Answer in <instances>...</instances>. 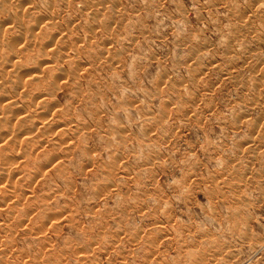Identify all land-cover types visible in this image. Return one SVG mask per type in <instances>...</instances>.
Wrapping results in <instances>:
<instances>
[{
    "label": "rangeland",
    "instance_id": "1",
    "mask_svg": "<svg viewBox=\"0 0 264 264\" xmlns=\"http://www.w3.org/2000/svg\"><path fill=\"white\" fill-rule=\"evenodd\" d=\"M17 1L0 264H264V0Z\"/></svg>",
    "mask_w": 264,
    "mask_h": 264
},
{
    "label": "bare ground",
    "instance_id": "2",
    "mask_svg": "<svg viewBox=\"0 0 264 264\" xmlns=\"http://www.w3.org/2000/svg\"><path fill=\"white\" fill-rule=\"evenodd\" d=\"M1 1H3V0H1ZM50 1H51V0H50ZM60 1H61V0H60ZM62 1H63V0H62ZM13 2H14V0H6V1L4 0L3 5H4V3H5V6H4V7H1V6H0V7H1V8H0V13H1V14H2V12L5 13V11H6L7 9H9V8H12V13H13L14 10L16 11V9H18V7H22V5H21L20 3H18L17 0H15V2H17V4H14ZM20 2H21V1H20ZM41 2H42V1H41ZM43 2H44V1H43ZM45 2H47V0H45ZM52 2H53V1H52ZM54 2H55V1H54ZM67 2H68V1H67ZM263 2H264V1H263ZM0 3H1V2H0ZM22 3H24V2H22ZM27 3H28V2H27ZM47 3H49V2H47ZM64 3H65V0H64ZM28 4H29V3H28ZM28 4H25V6L28 5ZM51 4H52V3H51ZM62 4H63V3H62ZM29 5H30V4H29ZM43 5H46V4L43 3ZM48 5H49V4H48ZM64 5H65V4H64ZM64 5H63V7H64ZM40 6H41V5H40ZM50 6H51V5H50ZM46 7H47V6H46ZM261 7H262V6H261ZM24 8H25V7H24ZM26 8L28 9V6H26ZM26 8H25V9H26ZM30 8H32V5L30 6ZM30 8H29V9H30ZM47 8H48V7H47ZM254 8H256V7H254ZM1 9H2V10H1ZM19 9H20V8H19ZM25 9H22V11H28V10H25ZM37 10H38V9H37ZM46 10H47V9H46ZM9 11H10V9H9ZM17 11H18V10H17ZM19 11H21V10H19ZM19 11H18V12H19ZM34 11H35V10H34ZM49 11H50V10H49ZM52 11H53V10H52ZM263 11H264V10H263ZM39 12H40V10H39ZM42 12H43V11H42ZM258 12H259V11H258ZM6 13H8V11H6ZM12 13H11V14H12ZM21 13H22V12H19V14H21ZM25 13H26V12H25ZM15 14H16V13H15ZM19 14H16V15H19ZM34 14H35V12H33V15H34ZM48 14H49V13H48ZM245 14H246V13H245ZM2 15H5V14H2ZM2 15H1V16H2ZM29 15H30V14H29ZM35 15H37V14H35ZM40 15H41V14H40ZM239 15H240V14H239ZM260 15H261V14H260ZM5 16H7V15H5ZM9 16H10V15H9ZM13 16H14V15H13ZM22 16H24V15H22ZM22 16L20 15L19 17L22 18ZM52 16H53V15H52ZM258 16H259V15H258ZM261 16H262V15H261ZM19 17H18V18H19ZM30 17H31V16H30ZM38 17H39V16H38ZM50 17H51V15H50ZM53 17H54V16H53ZM263 17H264V16H263ZM1 18H3V16H2ZM6 18H7V17H6ZM6 18H5V19H6ZM8 18H10V17H8ZM24 18L26 19V17H24ZM41 18H42V17H41ZM41 18H40V19H41ZM247 18H248V17H247ZM14 19H15V18H14ZM248 19H249V18H248ZM255 19H256V18H255ZM0 20H2V19H0ZM6 20L8 21V19H6ZM10 20H11V19H10ZM238 20H240V19L238 18ZM4 21H5V20H4ZM7 21H5V22H7ZM17 21H18V20H17ZM19 21H20V19H19ZM25 21H26V20H25ZM46 21H47V20H46ZM248 21H249V20H248ZM9 22L11 23V21H9ZM27 22H29V21H27ZM31 22H32V21H31ZM33 22H36V21L33 20ZM37 22H38V21H37ZM49 22H50V21H49ZM49 22L47 21V24H48ZM10 23H9V24H10ZM15 23L17 24L16 21H15ZM25 23H26V22H25ZM12 24H14V23H13V18H12ZM12 24H10V25H12ZM18 24H19V23H18ZM18 24H17L16 26L20 28V26H19ZM26 24H27V23H26ZM36 24H37V23H36ZM53 24H54V23H53ZM53 24H52V25H53ZM55 24H56V23H55ZM55 24H54L53 26H55ZM246 24H247V23H246ZM250 24H251V23H250ZM0 25H1V24H0ZM4 25H5V24H4ZM4 25H3V26H4ZM10 25H9V28H8V29L11 28ZM20 25H22V24H20ZM44 25H45V24H44ZM44 25H43L42 27H46V25H45V26H44ZM48 25H49V24H48ZM244 25H245V24H244ZM251 25H252V24H251ZM3 26H2V29H0V30H3V28H5V27H3ZM7 26H8V25H7ZM31 26H32V25H31ZM0 27H1V26H0ZM26 27H27V26L25 25V27H21V28H26ZM47 27H48V26H47ZM19 28H18V29H19ZM21 28H20V29H21ZM56 28H57V27H56ZM249 28H250V27H249ZM6 29H7V28H5V31H6ZM14 29L16 30V27H15ZM18 29H17V30H18ZM27 29H28V27H27ZM41 29H42V28H41ZM44 29H45V28H44ZM12 30H13V28H12ZM21 30H24V29H21ZM21 30H20V31H21ZM37 30H38V28H37ZM42 30H43V29H42ZM45 30L47 31V29H45ZM45 30H44V31H45ZM7 31H8V30H7ZM7 31H6V32H7ZM9 31H10V30H9ZM9 31H8V33H9V35H10L11 33H10ZM24 31H25V30H24ZM32 31H34V30L32 29V30H31V33H32ZM39 31H40V29H39ZM46 31H45V32H46ZM11 32H12V31H11ZM29 32H30V30H29ZM45 32H44V33H45ZM3 33H4V30H3ZM12 33H13V32H12ZM26 33H27V32H26ZM35 33H36V32H34V34H35ZM44 33L42 32V35H40V34L37 32V34L40 35V36H43ZM0 34H2V33H0ZM16 34H17V33H16ZM18 34H20V33H18ZM22 34H24L25 36L27 35V34H25V33H22ZM29 34H30V33H29ZM29 34H28V35H29ZM9 35H7V36H9ZM11 35H12V37H14L13 34H11ZM20 35H21V34H20ZM24 35H21V36H24ZM31 35H33V34H31ZM35 35H36V34H35ZM38 35H36V36H38ZM58 35H59V34H58ZM1 36H3V35H1ZM40 36H39V38H40ZM46 36H47V35H46ZM61 36H62V35H61ZM68 36H69V35H68ZM4 37H5V35L2 37V39H4ZM10 37H11V36H10ZM10 37H9V38H10ZM16 37H17V36H15V39H16ZM31 37H32V36H31ZM43 37H44V36H43ZM47 37H48V36H47ZM258 37H259V36H258ZM258 37H257V38H258ZM19 38H21V37H19ZM24 38H27V36L24 37ZM24 38H21V40H24ZM28 38H30V37H28ZM28 38H27V39H28ZM48 38H49V37H48ZM50 38H51V37H50ZM53 38H54V37H53ZM0 39H1V37H0ZM5 39H7V37H6ZM32 39H33V38H32ZM37 39H38V38H37ZM41 39H42V37H41ZM17 40H18V38H17ZM21 40L19 39L18 41L22 42ZM35 40H36V39H35ZM39 40H40V39H39ZM39 40H36V41H38V42L40 43L41 41H39ZM44 40H47V39H45V37H44ZM44 40L42 39V41H44ZM48 40H49V39H48ZM48 40H47V42H48ZM50 40H51V39H50ZM24 41H26V39H25ZM33 41H34V39H33ZM36 41H35V44L38 43V42H36ZM9 42H10V41H9ZM9 42H8V43H9ZM14 42H15V41H14ZM28 42H29V41H28ZM28 42H26V43H28ZM44 42H45V41H44ZM49 42H50V41H49ZM51 42H52V41H51ZM56 42H57V41H56ZM262 42H263V41H262ZM0 43H1V42H0ZM3 43H4V42H3ZM6 43H7V42H6ZM24 43H25V42H24ZM41 43H43V42H41ZM41 43H40V44H41ZM57 43H58V42H57ZM57 43H56V44H57ZM12 44L14 45V43H10L9 46L7 45V48H8V49L5 47L6 50H7V51H10V55H11L12 58L19 57V54H18L19 49H18V50H15V49L13 50L14 47H13ZM20 44H21V43H20ZM32 44H33V43H32ZM35 44H33V45H35ZM40 44H38V46H39ZM5 45H6V44H5ZM16 45H17V44H16ZM16 45H15V47H16ZM24 45H25V44H24ZM24 45L21 44V46H24ZM29 45H30V44H29ZM42 45H43V44H42ZM45 45H47V44H45ZM45 45H44V46H45ZM51 45H53V44H51ZM17 46H18V45H17ZM27 46H28V45H27ZM30 46H31V45H30ZM36 46H37V45H36ZM44 46H43V47H44ZM57 46H58V45H57ZM0 47H1V45H0ZM2 47H3V45H2ZM24 47H25V46H24ZM41 47H42V46H41ZM60 47H61V46H60ZM72 47H73V46H72ZM17 48H18V47H17ZM26 48H27V47H26ZM47 48H51V46H50V47L47 46ZM66 48H67V47H66ZM10 49H11V50H10ZM22 49H24V48H22ZM31 49H32V48H31ZM35 49H37V48H35ZM68 49H69V48H68ZM92 49H93V48H92ZM0 50H2V49H0ZM39 50H40V49H38V51H39ZM43 50H44V48H43ZM55 50H56V49H55ZM3 51H4V50H3ZM21 51H22V50H21ZM26 51H27V50H26ZM38 51H37V53H38ZM49 51H50V50H49ZM49 51H48V52H49ZM51 51H53L52 48H51ZM57 51H58V49H57ZM29 52H30V49H29ZM29 52H28V53H29ZM32 52H33V51H32ZM35 52H36V51H35ZM45 52H47V50H46ZM48 52H47V53H48ZM1 53H2V51H1ZM1 53H0V55H1ZM7 53H8V52H7ZM28 53H27V54H28ZM30 53H31V52H30ZM30 53H29V56H30ZM37 53H36V54H37ZM39 53H40V52H39ZM39 53H38V54H39ZM43 53H44V51H43ZM59 53H60V52H59ZM3 54H5V53H3ZM8 54H9V53H8ZM16 54H18V56H17ZM20 54H21V53H20ZM32 54H33L32 56L34 57V53H32ZM41 54H42V51H41ZM41 54H40V56H41ZM49 54H50V52H49ZM54 54H55V53H54ZM54 54H53V55H54ZM42 55H43V54H42ZM46 55H48V54H45V56H46ZM62 55H63V54H62ZM32 56H30V57L27 56V57H28V58H31ZM40 56L38 55V57H40ZM45 56H44V58H47V57L49 58V57H51V56H47V57H45ZM59 56H60V55H59ZM59 56H58V57H59ZM70 56H71V55H70ZM24 57H25V56H24ZM58 57H57V58H58ZM19 58H20V57H19ZM19 58H18V59H19ZM21 58H22V57H21ZM50 59H51V58H50ZM108 59H109V58H108ZM20 60H21V59H20ZM20 60H19V61H20ZM31 60H32V59H31ZM31 60H30V61H31ZM33 60H34V59H33ZM35 60H36V59H35ZM1 61H3V60H1ZM11 61H12V60H11ZM15 61H16V59H15ZM25 61H26V60H25ZM37 61H38V60H37ZM46 61H47V60H46ZM13 62H14V61H12V63H13ZM16 62H17V61H16ZM22 62H24V61H22ZM22 62H21V63H22ZM26 62H28V61H26ZM34 62H35V61H34ZM39 62H40V61H39ZM42 62H43V61H42ZM48 62H49V61H48ZM52 62H53V61H52ZM195 62H196V61H195ZM5 63H6V62H5ZM9 63H10V62H9ZM24 63H25V62H24ZM30 63H31V62H30ZM3 64H4V63H3ZM35 64H36V63H35ZM41 64H42V63H41ZM44 64H45V63H44ZM44 64H42V65L40 66L39 63H38V65H39L40 67H42ZM47 64H48V63H47ZM11 65H13V64H11ZM11 65L9 64V67H8V69H6V70H9V68H10V70H11V67H12ZM14 65H15V64H14ZM14 65H13V66H14ZM18 65H19V63L17 62V66H18ZM75 65H76V64H75ZM0 66H2V67H1V71H0V72H1L0 75L3 76L4 79H7V77H8L9 83H11V85L14 86V88H15V89L13 90L14 92L11 93V92H10V89H7L8 87H10V84L7 83V85H9L8 87H6V85H5V88H6L5 90H9V92H10L9 94H8V92H7V96H5L6 94L4 93V94H5L4 97H2V99L0 98V114H5L6 111H7L6 113H10L11 111H14V104L16 103V101L18 100V98H20V97L22 96V92H21L22 89H21L20 91H19V89H20V88H24L25 86L27 87V84H29L28 86H30V85L33 86L32 83H33V84H34V82L39 83V82H38L39 80H37V79H39V77H38V78H34L35 76L32 77L33 75H32L31 73H20L19 71H18V72H19L18 74H17L16 72H13V74L10 75V74L5 70V68H4L3 65L0 64ZM7 66H8V64H7ZM32 66H33V65H32ZM44 66H45V65H44ZM27 67H28V66H27ZM40 67H39V68H40ZM28 68H29V67H28ZM34 68H35V67H34ZM42 68H43V67H42ZM47 68H48V67H47ZM47 68H45V69L43 68V69H44L43 72H44ZM14 69H15V68H14ZM25 69H26V68H25ZM49 69H51V67H50ZM10 70H9V71H10ZM18 70H20V69H18ZM34 70H35V69H34ZM40 70H41V69H40ZM56 70H57V69H56ZM12 71H14L13 68H12ZM20 71H21V70H20ZM25 71H26V70H25ZM41 71H42V70H41ZM47 71H51V70H47ZM47 71H46V72H47ZM27 72H28V71H27ZM11 73H12V72H11ZM15 73H16L17 75H16ZM40 73H42V72H40ZM33 74H34V72H33ZM36 74H37V73H36ZM47 74H49V72H47ZM31 75H32V76H31ZM34 75H35V74H34ZM37 75H38V74H37ZM42 75H46V74L43 73ZM42 75L40 74L41 77H42ZM49 75H50V74H49ZM53 75H54V74H53ZM26 77H32V78H31V79H28V78H27V79L29 80V81H27V79H24V78H26ZM41 77H40V78H41ZM43 77L46 79L45 76H43ZM49 77H50V76H49ZM55 77H56V76H55ZM57 77H58V76H57ZM33 78H34V79H33ZM47 78H48V77H47ZM50 78L52 79V77H50ZM0 79H2V78L0 77ZM45 79H43V81H46V80H47V79H46V80H45ZM55 80H57V79H55ZM62 80H63V77H62ZM53 81H54V80H53ZM57 81H59V79H58ZM60 81H61V80H60ZM60 81H59V82H60ZM5 82H8V81L6 80ZM5 82H4V83H5ZM41 82H42V80H41ZM41 82H40V84H41ZM51 82H52V80H51ZM45 83H47V82H45ZM45 83H44V84H45ZM49 83H50V82H49ZM60 83H61V82H60ZM0 84H1V82H0ZM5 84H6V83H5ZM40 84H39V85H40ZM42 84H43V83H42ZM2 85H3V83H2ZM2 85H1V86H2ZM54 85H55V84H54ZM12 86H11V91H12ZM34 86H36V84H35ZM26 87H25V88H26ZM37 87H38V84H37ZM41 87H42V86H41ZM50 87H51V85H49V88H50ZM55 87H59V86L56 85ZM3 88H4V85H3V87H2L1 90H0L1 92H2V90H4ZM27 88H28V87H27ZM32 88H33V87H32ZM32 88H31V89H32ZM31 89H29V90L31 91ZM42 89H43V88H42ZM47 89H48V88H47ZM47 89L45 88L44 91H48ZM38 90H39V89H38ZM17 91H19L20 93H17ZM32 91L34 92V90H32ZM32 91H31V93H32ZM41 91H42V90H41ZM1 92H0V94H1ZM4 92H5V91H4ZM27 92H28V91H27ZM16 93H17V94H16ZM24 93L26 94V90H25ZM31 93H30V94H31ZM36 93H37V92H36ZM40 93H41V92H40ZM40 93H39V95H40ZM49 93H50V92H48V94H49ZM28 94H29V93H28ZM42 94H43V93H42ZM174 94H175V93H174ZM198 94H199V93H198ZM1 95H3V94H1ZM35 95H36V94H35ZM28 96H29V95H28ZM44 96H45V95H44ZM0 97H1V96H0ZM25 97H27V96H25ZM29 97H30V96H29ZM46 97H47V96H46ZM46 97H45V98H46ZM31 98H32V95H31ZM43 98H44V97H43ZM45 98H44V99H45ZM47 98H48V97H47ZM26 99H27V98H26ZM41 99H42V98H41ZM44 99H43V100H44ZM52 99H53V98H52ZM27 100H28V99H27ZM27 100H26V101H27ZM31 100H32V99H31ZM33 100H34V99H33ZM29 101H30V99H29ZM29 101H28V102H29ZM38 101H41L40 98L38 99ZM38 101H36V102H38ZM88 101H89V100H88ZM36 102H33V101H32L30 104L28 103V104H29L28 107H27V108H28V110H27L28 114L30 113V110H31L32 108H35V107L37 106ZM43 102H44V101H43ZM45 102H47V101H45ZM50 102H51V101H50ZM50 102H49V103H50ZM20 103H21V102H20ZM41 103H42V102H41ZM18 104H19V103H18ZM33 104H36V106L33 105ZM50 104H51V103H50ZM53 104H54V102H53ZM40 105H42V104H40ZM18 106H19V105H18ZM52 107H55V106L53 105ZM52 107H51V108H52ZM56 107H58V106H56ZM91 107H92V106H91ZM17 108H18V107H17ZM17 108H15V109H17ZM19 108H20V107H19ZM21 108H22V107H21ZM21 108H20V109H21ZM34 110L36 111V108H35ZM39 110H40V108H39ZM49 110H50V109H49ZM49 110H48V111H49ZM56 110H57V109H56ZM18 111H19V110H18ZM18 111L15 113V115H18V116H16V117H17V120H19V118L22 119V117H19V116H21L22 113H24V112H18ZM24 111H25V110H24ZM44 111H45V110H44ZM48 111H47V112H48ZM52 111H53V109H52ZM59 111H60V110H59ZM39 113H40V112H39ZM45 113H46V112H45ZM58 113H59V112H58ZM24 114H25V113H24ZM34 114H36V112H35ZM46 114H47V113H46ZM50 114H51V113H50ZM8 115H9V114H8ZM55 115H56V114H55ZM55 115H53V116H54L53 119H54L55 117H57V115H56V116H55ZM22 116H24V115H22ZM26 116H27V115H26ZM26 116H24V117H26ZM36 116H37V115H36ZM50 116H52V115H50ZM18 117H19V118H18ZM29 117H30V116H29ZM31 117H32V116H31ZM26 118H27V117H26ZM34 118H35V117H34ZM46 118H47V117H46L45 114H43V113H41V114L39 115V121L41 122V124H42L43 126H45V124H44L42 121H46V120H47ZM24 119H25V118H24ZM24 119H22V120H24ZM35 119H36V118H35ZM45 119H46V120H45ZM48 119H50V118H48ZM9 120H11V119H9L8 117L1 116V115H0V125H1V126L3 125V126H6V127H8V126L11 127L12 124L9 123ZM25 120H26V119H25ZM31 120H33V119H31ZM12 121H13V120H12ZM27 121H28V120H27ZM36 121H37V120H36ZM36 121H35V122H36ZM14 122H15V121H14ZM16 122H17V121H16ZM29 122H30V121H29ZM48 122L50 123V120H49ZM53 122H54V121H53ZM53 122H52V123H53ZM55 122H56V121H55ZM26 123H27V122H26ZM33 123H34V122H32V125H33ZM59 123H61V122H59ZM13 124H14V123H13ZM29 124H30V123H29ZM38 124H39V123H38ZM21 125H22V124H21ZM21 125H20V126H21ZM42 125H41V127H42ZM53 125L55 126V124H53ZM15 126H16V125H15ZM18 126H19V125H18ZM12 127H13V125H12ZM12 127H11V128H12ZM37 127H38V126H37ZM39 127H40V126H39ZM14 128H15V127H13V130H15ZM21 128H22V126H21ZM21 128H20V129H21ZM54 128H55V127H54ZM24 129H25V128H24ZM32 129H33V128H32ZM32 129H31V131H32ZM41 129H42V128H41ZM3 130H5V129H3ZM13 130H12V131H13ZM54 130H56V129H54ZM58 130H59V128H58L56 131H58ZM25 131L27 132V130H25ZM26 132H24V135H25ZM37 132H38V131H36V133H37ZM37 134H38V133H37ZM18 135H19V134H18ZM56 135H57V133H56ZM35 136L37 137V135H35ZM54 136H55V135H54ZM13 137H14V141L12 140V142L14 143V142L16 141L15 139L17 138V136H13ZM28 137H29V136H28ZM33 137H34V136H31V138H33ZM18 138H20L21 140L24 139V138H21V137H19V136H18ZM7 139H8V138H7ZM28 139H29V138H28ZM21 140H20V141H21ZM4 141H5V140H4ZM40 141H41V139H40ZM24 142H25V141H24ZM26 142H27V141H26ZM13 143H12V144H13ZM4 144H5V143H4ZM40 144H41V143H40ZM40 144L38 145V147L40 146ZM24 145H25V144H24ZM44 145H45V144H44ZM50 146H51V145H50ZM22 147H25V146H22ZM10 148H11V146H10ZM15 148H16V147H15ZM17 148H18V147H17ZM39 148H40V147H39ZM48 149H49V148H48ZM9 151H10V150H9ZM16 151H17V149H16ZM29 151H30V150H29ZM32 153H33V151H32ZM32 153H31V154H32ZM36 153H37V152H36ZM10 154H11V153H10ZM13 155H14V154H13ZM13 155H12V156H13ZM14 156H16V155H14ZM22 156H25V155H22ZM9 158H10V157H9ZM14 158H15V157H14ZM16 158H18V156H17ZM19 158H20V157H19ZM2 159H3V158H2ZM2 159H1V160H2ZM10 160H11V158H10ZM18 160H19V159H18ZM5 161H6V158H5ZM8 161H9V160H8ZM11 161H12V160H11ZM14 161L16 162V160H14ZM14 161H12V162H14ZM19 161H20V160H19ZM21 161H24V159H22ZM6 162H7V161H6ZM6 162H5V165L2 166V167H5V166H6ZM17 162H18V161H17ZM56 162H57V161H56ZM2 163H4V161L1 162L0 164H2ZM7 163H8V162H7ZM9 163H10V162H9ZM48 163H49V162H48ZM53 163H54V162H53ZM12 164H13V163H11L10 165H12ZM20 164H22V163H20ZM26 164H27V162H25L24 166H26ZM54 164H55V163H54ZM2 165H3V164H2ZM13 165H16V164H13ZM13 165H12V166H13ZM35 165H36V163H35ZM16 167H17V166H16ZM16 167H14V169H16ZM20 167H22V166L20 165ZM40 167H41V166H40ZM35 168H36V167H35ZM11 170H12V169H11ZM2 171H3V170H2ZM29 171H30V170H29ZM10 172H11V171H10ZM10 172H9V173H10ZM14 172H15V171H14ZM3 173H4V172H3ZM9 173H8V176L10 175ZM16 173H17V172H16ZM18 173H19V171H18ZM1 174H2V173H1ZM12 175H13V174H12ZM17 175H18V174H17ZM5 176H6V174H5ZM5 178H6V177H5ZM10 179H11V178H10ZM15 181H16V180H15ZM3 185H4V184H3ZM8 187H10V186H8ZM11 187H12V186H11ZM11 187H10V188H11ZM1 191H2V189H1ZM66 191H67V190H66ZM6 192H7V191H6ZM60 192H61V191H60ZM15 193H16V192H15ZM15 193H14V194H15ZM30 193H31V192H30ZM12 194H13V193H11L10 195H12ZM0 196H1V195H0ZM3 196L5 197V195H3ZM12 196H13V195H12ZM14 196H15V195H14ZM28 196H29V195H28ZM25 197H26V196H25ZM15 198H16V197H15ZM7 199H9V198H7ZM10 199H11V198H10ZM10 199H9V200H10ZM0 200L3 201V198L0 199ZM14 200H16V199H14ZM18 200H19V199H18ZM5 201H6V200H5ZM10 201H11V200H10ZM19 201H20V200H19ZM6 203H7V202H6ZM6 203H5V204H6ZM8 203H9V202H8ZM13 203H14V202H13ZM16 203H17V200H16ZM19 203H20V202H19ZM20 205H21V204H20ZM7 206H8V204H7ZM14 209H15V208H14ZM9 210H10V209H9ZM35 213H36V212H35ZM11 216H12V215H11ZM30 216H31V215H30ZM8 221H9V220H8ZM10 229H11V228H10ZM28 233H29V232H28ZM56 248H57V247H56ZM26 256H27V255H26Z\"/></svg>",
    "mask_w": 264,
    "mask_h": 264
}]
</instances>
